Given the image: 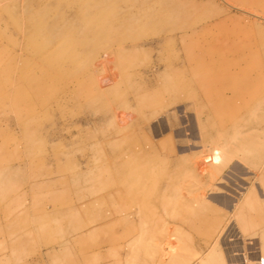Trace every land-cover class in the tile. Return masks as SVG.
I'll return each mask as SVG.
<instances>
[{
	"label": "rangeland",
	"instance_id": "1",
	"mask_svg": "<svg viewBox=\"0 0 264 264\" xmlns=\"http://www.w3.org/2000/svg\"><path fill=\"white\" fill-rule=\"evenodd\" d=\"M263 94L264 0H0V264L258 262Z\"/></svg>",
	"mask_w": 264,
	"mask_h": 264
},
{
	"label": "crops",
	"instance_id": "2",
	"mask_svg": "<svg viewBox=\"0 0 264 264\" xmlns=\"http://www.w3.org/2000/svg\"><path fill=\"white\" fill-rule=\"evenodd\" d=\"M253 197H254L253 192L250 191V192L246 193L244 199L241 202V209L244 212L248 213L247 212V211H249L248 206H250V204L252 203ZM223 205H225V204H223ZM225 206H227V205H225ZM235 227H237L238 237H239L238 239H235V240H237L239 243L240 254L236 255V256H234V255L230 256L228 254L229 252L227 251V248H228L227 246H228L229 242H223V245H224L223 246V249H224V255L223 256H224L225 264H258V262H255V260H253L254 254L250 255L249 250H251V248L254 249L255 246H253V245H255V243H253V242L255 240H256L255 242L257 244H259V241L256 238L245 237V233H247V234L251 233V231L249 230L250 226L246 227L244 232L239 228V226L235 225ZM235 245H236V243H235ZM258 247L260 248V244ZM260 250H261V248H260ZM263 256L264 255L261 253V257L264 259ZM257 259H258V257H257ZM224 262H223V259L220 257L218 264H224ZM263 264H264V262H263Z\"/></svg>",
	"mask_w": 264,
	"mask_h": 264
},
{
	"label": "bare ground",
	"instance_id": "3",
	"mask_svg": "<svg viewBox=\"0 0 264 264\" xmlns=\"http://www.w3.org/2000/svg\"><path fill=\"white\" fill-rule=\"evenodd\" d=\"M25 38V37H24ZM24 40V39H23ZM27 42V41H26ZM28 42H30V41H28ZM22 44V43H21ZM23 45H27V44H23ZM22 48H23V46H22ZM26 48V47H25ZM28 48V47H27ZM28 49H31V48H28ZM25 51V50H24ZM39 51V50H38ZM35 52V51H34ZM25 54H26V52H25ZM35 55H37V54H35ZM34 55V56H35ZM22 56V55H21ZM27 56H28V53H27ZM30 56L32 57V55L30 54ZM30 57V58H31ZM38 57H39V55H38ZM23 58V57H22ZM33 58V57H32ZM37 58V57H36ZM24 59V61H26L25 60V58H23ZM22 59V60H23ZM34 60V59H33ZM39 62V61H38ZM38 71H40V70H38ZM42 71H44V70H42ZM244 71L245 70H243V69H241L240 71H237L236 69H234V70H227V71H225V70H223L222 72H220V75L222 76V77H237V78H239V79H243V78H246V79H248V77H246L247 75H244L243 76V73H244ZM252 77V76H251ZM214 78H215V76H214ZM254 78H255V76H254ZM244 81H246V80H244ZM243 81V82H244ZM242 82V81H241ZM246 85V84H245ZM246 87V86H245ZM201 88V87H200ZM214 92V91H213ZM262 97H264V94L261 96V98ZM213 158L215 159V161H219V160H221L222 158H221V154H220V152L218 151V150H215L214 151V153H213ZM11 170V169H10ZM18 172H19V170H17ZM234 171H236L237 172V170L236 169H234ZM11 172H12V170H11ZM10 172V173H11ZM10 175V174H9ZM230 175L231 176H233V175H235V174H233V173H230ZM258 186V185H257ZM260 187V186H259ZM258 188V187H257ZM259 189V188H258ZM261 189V188H260ZM214 201H217V202H219L220 203V201L218 200V199H214ZM227 202H228V200H226ZM230 202V201H229ZM222 203V202H221ZM222 204H225V201H224V203H222ZM114 214V213H113ZM82 220H84V219H82ZM78 223H80V222H78ZM77 223V225L79 226V224ZM81 223H83V222H81ZM93 225V224H92ZM94 226V225H93ZM74 227H76V225L74 226ZM82 227L83 226H79V227H76V229H79V228H81V230H82ZM90 227V226H89ZM104 227V226H103ZM84 229V228H83ZM73 230H74V228H73ZM84 230H89V228H86V229H84ZM100 230V229H99ZM76 230H74V232H75ZM101 231H102V229H101ZM130 231V230H129ZM77 232V231H76ZM80 232V231H79ZM99 232V231H98ZM86 234V233H85ZM126 234V233H125ZM99 235H100V233H99ZM65 242V241H64ZM113 242H115V241H113ZM107 243V242H106ZM69 244V243H68ZM111 244H112V242H111ZM94 245V244H93ZM106 244H104V246H105ZM109 245V244H108ZM98 248V247H97ZM102 248V247H101ZM215 249H217L216 247H214ZM213 249V248H212ZM215 249H213V250H211V251H209V253L206 255V257H205V259L203 260L204 262H203V264H218V252L215 250ZM79 253V252H78ZM65 254V253H64ZM220 254H221V252H220ZM85 255V254H84ZM66 257V256H65ZM68 257V256H67ZM80 262V261H79ZM81 263V262H80ZM201 263V262H200Z\"/></svg>",
	"mask_w": 264,
	"mask_h": 264
},
{
	"label": "built area",
	"instance_id": "4",
	"mask_svg": "<svg viewBox=\"0 0 264 264\" xmlns=\"http://www.w3.org/2000/svg\"><path fill=\"white\" fill-rule=\"evenodd\" d=\"M258 259H259V260H258V263H259V264H260V263L263 264V262H264V261H263V258H262V257L259 258V256H258Z\"/></svg>",
	"mask_w": 264,
	"mask_h": 264
}]
</instances>
